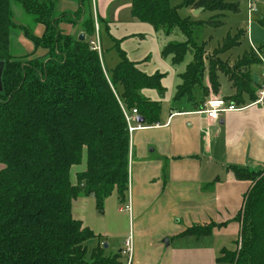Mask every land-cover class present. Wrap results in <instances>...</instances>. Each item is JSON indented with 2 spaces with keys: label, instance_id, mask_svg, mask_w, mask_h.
Instances as JSON below:
<instances>
[{
  "label": "trees",
  "instance_id": "16d2710c",
  "mask_svg": "<svg viewBox=\"0 0 264 264\" xmlns=\"http://www.w3.org/2000/svg\"><path fill=\"white\" fill-rule=\"evenodd\" d=\"M26 14L44 27L41 37L24 35L36 51L48 52L46 61H24L10 54L11 33L17 29L10 0H0V63H4L0 90V264H122L121 254L106 256L103 244L91 252L88 242L98 236L73 216L81 194L93 196L98 207L117 192L120 202L129 191L130 133L123 105L136 109L145 126L159 124L161 104L142 95L144 90L163 93V75L149 76L121 49L119 64L108 72L89 46L93 29L91 1L68 20L55 17L58 0H15ZM84 1V0H83ZM83 5V4H82ZM184 7L209 13H237L231 0H184ZM86 15H88L86 17ZM223 14L207 23L182 20L171 0H132V17L163 29L178 28L190 40L193 29L223 25ZM63 21L82 24V34L67 35ZM264 25V21H262ZM85 35V40L80 36ZM243 36L228 37L211 56L205 46L170 44L165 56L173 65L183 62L190 49L194 61L182 75L175 101H194L197 88L207 95L220 91L224 74L235 94L226 101L246 106V98L259 100L261 82L255 83L252 67L263 65L262 49L250 51L233 65L221 55L240 45ZM208 75L210 87H203ZM87 156V170L71 180L74 166ZM237 180L250 181L244 208L238 218L242 229L234 250L221 251L218 264H264V174L231 168ZM212 226L188 228L183 236L210 235Z\"/></svg>",
  "mask_w": 264,
  "mask_h": 264
},
{
  "label": "crops",
  "instance_id": "0c3cea01",
  "mask_svg": "<svg viewBox=\"0 0 264 264\" xmlns=\"http://www.w3.org/2000/svg\"><path fill=\"white\" fill-rule=\"evenodd\" d=\"M97 1L95 16L103 25L110 23L113 18L115 23H118L122 12L132 10V0ZM62 2L63 0H59V6ZM121 2L124 4L112 12L114 5ZM80 8L83 10V6ZM111 12L114 13L112 18ZM79 24L74 26L78 28V35L82 34ZM248 38L250 42L255 40L260 43L254 38L253 30L252 38L251 34ZM262 58L264 62V57ZM132 62L144 72L139 63ZM188 66H185L184 73ZM262 66L264 70V64ZM259 80L264 87V72L259 76ZM180 85L182 78L178 87ZM203 87H210L207 74ZM230 87L231 90L221 91L220 84L219 93L215 94L210 90L207 95L202 88H197L194 101L191 102L188 98L174 101L166 119L161 121V116L159 124L151 127L142 124L145 129L134 132L139 133L136 137L139 158L147 159L145 153H154L157 157L148 168L139 170L135 186L132 189L131 185L129 186L132 211L123 221L130 230L136 208L139 211L156 205L157 209L161 210L160 214L153 218L152 224L151 221L148 222V230H144L146 224L143 218L137 216L138 230L133 231V237L130 236L134 241V264H218L217 259L222 250H234L242 229L238 218L252 183L237 180L231 168L264 174V98L259 104L251 103L246 98L247 104L242 110L224 113L216 121L198 113L205 109L210 100L226 101V98L233 96L235 90L232 85ZM133 134L130 135V158L135 151ZM77 174L79 172L76 173V179ZM71 180L76 185L72 178ZM116 195L119 200L117 193ZM87 198L88 196L81 194L74 202L73 216L91 230L93 227L77 216L78 203L81 201L89 205V200L86 203ZM121 211L122 208L119 209L120 213ZM176 220L183 222L180 230L174 227ZM153 221L157 222L156 229L152 228ZM209 225L212 226L210 235H182L188 228ZM152 230H155V234L149 237L150 231L153 233ZM93 232L98 239L90 241L92 250L100 243H105L103 233ZM124 241L117 236L113 243H108L106 256L120 253ZM112 247L115 253L109 254ZM92 250L89 248L90 252Z\"/></svg>",
  "mask_w": 264,
  "mask_h": 264
},
{
  "label": "rangeland",
  "instance_id": "374dc122",
  "mask_svg": "<svg viewBox=\"0 0 264 264\" xmlns=\"http://www.w3.org/2000/svg\"><path fill=\"white\" fill-rule=\"evenodd\" d=\"M90 1L92 4V0ZM231 1L235 5H237V13L202 12L199 16H195L193 10L183 6L184 0H171V6L178 8V14L182 20L189 19L195 23H207L212 19V17L223 14V16L221 17V21L223 22L222 26L216 29L205 24L195 27L193 29L191 40L178 28H175L171 32V34L167 35L163 29L156 30L152 25L148 23H142L135 20L132 17L131 9L122 12L120 21L118 23H115L114 18L113 20H110V23H108L107 25L99 23L98 20L103 50L102 62L104 69L110 72L119 64L120 56L118 50L121 49L126 53L127 57L130 60L139 63L147 75H163L162 85L165 88L163 93H160L157 90H144V93L142 92V95L145 98H150L152 101L160 102L162 112L161 116H163L161 121H163L164 118H167L168 114L170 113L171 107L174 104L176 90L181 82L180 77L184 75L185 66L190 65L194 61V52L193 49H190L186 54L183 62L179 64V66L173 65L172 56L164 55V50L170 44L187 43L191 45L192 43H194L199 47L205 46L206 55L211 56L214 52H216V50L224 45V42L229 36L235 37L239 33H242L243 36L240 39V45L234 47L233 49L225 52L220 56L222 61L233 65L240 57L244 56L247 52L250 51V41L248 36H250L251 34L252 38L253 30L254 38L256 37V39H258L260 43L258 44L255 40H252L251 42H253L256 47H260L262 49V56L264 57V25L262 24V21H264V0ZM58 2L56 5L57 14L55 15V17L58 18L62 15H66L69 18L73 19V16H75V14L79 10H81L80 7L83 6L86 10V7L88 5L87 0H63L61 6H59ZM97 2L98 1L96 0L95 8L93 4L91 7L92 16L90 18H92L94 22V30L89 33V35H91V38L94 36L95 31V14H97ZM123 4L124 2L115 4L112 12ZM251 6L257 11L252 17H250L249 13L251 10ZM10 10L13 15V22L17 26V29L13 30L11 33L10 54L14 58H19L24 61H29L32 59L46 61L48 52L43 49L36 51L33 43L24 35L25 33H27L26 30H28L34 36L41 37L44 34V27L37 24L32 16L26 14L20 4H18L15 0H10ZM112 12L111 18L112 14L114 17V13ZM87 16L88 15H86V17ZM63 23L60 24V29L67 35L77 37L78 28L74 27L67 21H63ZM82 24L83 22L79 24V28L83 31ZM262 67V65H257L253 68L254 73L257 74L258 77L262 76ZM218 77L221 84V91L231 90V85L228 78L221 73ZM133 125L137 126L136 123H134ZM138 134L139 133L136 132L132 135V142L135 143V151L133 152V155H131L129 161V186L131 185V189L138 182V176L136 174L139 172V170H145L146 168H148V165L152 163V161L156 160L155 158L157 157V154L145 153L147 159L146 157L144 158V160L139 158V153L136 150L138 145V140L136 141V137ZM152 149L153 148H151L150 151H152ZM3 168L4 166L0 164V170ZM86 170L87 156L86 153H84L82 163L72 168L71 178L73 179V181H75L76 179V173H81ZM75 182L77 184V179ZM116 193L117 192H113L111 196L106 198L101 207H98L97 202L94 201L96 199H93V197L91 196H88V198L86 199V203L88 202L87 200H89V205L81 203V201L80 203H78L79 205L77 208V216L79 218L82 217L83 219H85L86 223L93 227L94 230L91 229L92 231H100L101 233H103V240L105 242L103 246L105 244L108 245V243H113L117 236H120V240L122 241H124L125 239H129L130 236L133 237V231L135 232L138 230L137 216L140 219L143 218L146 224L144 230L150 229V227H148V222L151 221L152 224L153 218L161 212V210L157 209L156 205L147 206L140 209L139 211L136 208V211L134 213L135 219L134 222H132V225L130 224L131 227L129 230V228L126 226V222L123 221V218L131 214L132 210L130 209V206L132 205V195L130 193L128 194L127 192L126 201L120 202L117 198ZM128 199H130L131 201ZM121 208L122 211L120 213L119 209ZM139 215H141L142 217ZM156 224L157 222H154L152 228L156 229ZM182 226V221H174L175 229L180 230ZM152 231L153 233H151L150 231L149 237H153V235L155 234V230ZM88 247L92 250V242L90 243L89 241ZM113 251L114 250L112 247L108 253H115Z\"/></svg>",
  "mask_w": 264,
  "mask_h": 264
},
{
  "label": "built area",
  "instance_id": "2783aa9c",
  "mask_svg": "<svg viewBox=\"0 0 264 264\" xmlns=\"http://www.w3.org/2000/svg\"><path fill=\"white\" fill-rule=\"evenodd\" d=\"M95 2L96 0H92V4L94 8H95ZM256 12L257 11L253 9V7L251 6V10L249 12L250 17H252L254 13ZM95 19H96V22H95L94 36L90 38L89 46H90L91 51L96 52L102 61L103 50H102V42H101V35H100V26H99L96 16H95ZM250 46L253 48L255 52L258 53L257 47H255L252 42H250ZM259 96H260V99L256 102L257 104L263 102L264 87H263V91L259 93ZM121 109L124 114L125 120L127 122L130 135L133 134L135 131L145 129L142 124L137 123V118L139 116H138V111L136 109L130 111L126 109L123 105H121ZM242 109L243 107H238L235 104L229 103L225 100L214 99V100H210L209 102H207L205 109L200 110L198 113L204 114L207 116L208 119L216 121L224 113L237 112ZM134 123H136L137 126H134L133 125ZM120 254L123 259L122 264H134V241L132 237L127 239Z\"/></svg>",
  "mask_w": 264,
  "mask_h": 264
},
{
  "label": "water",
  "instance_id": "95a60500",
  "mask_svg": "<svg viewBox=\"0 0 264 264\" xmlns=\"http://www.w3.org/2000/svg\"><path fill=\"white\" fill-rule=\"evenodd\" d=\"M202 12H203L202 9L195 10V11H194V15H195V16H199ZM85 38H86L85 35H81V36H80V40H82V41L85 40ZM3 68H4V63H0V90L2 89L1 78H2ZM254 80H255V83H259V82H260L259 77H258L257 74H254ZM137 123H139V124H144V119L141 118V117H138V118H137ZM104 248L107 249V248H108V245L105 244V245H104Z\"/></svg>",
  "mask_w": 264,
  "mask_h": 264
}]
</instances>
